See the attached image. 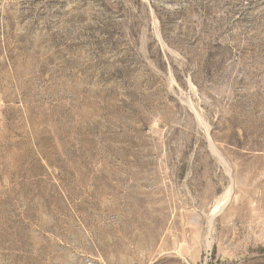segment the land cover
<instances>
[{"label": "rangeland", "instance_id": "obj_1", "mask_svg": "<svg viewBox=\"0 0 264 264\" xmlns=\"http://www.w3.org/2000/svg\"><path fill=\"white\" fill-rule=\"evenodd\" d=\"M0 264H264V0H0Z\"/></svg>", "mask_w": 264, "mask_h": 264}]
</instances>
